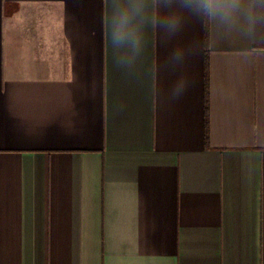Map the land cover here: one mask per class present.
<instances>
[{
	"label": "crops",
	"instance_id": "crops-1",
	"mask_svg": "<svg viewBox=\"0 0 264 264\" xmlns=\"http://www.w3.org/2000/svg\"><path fill=\"white\" fill-rule=\"evenodd\" d=\"M107 12L0 0V264H264V42L186 19L123 67Z\"/></svg>",
	"mask_w": 264,
	"mask_h": 264
},
{
	"label": "clouds",
	"instance_id": "clouds-1",
	"mask_svg": "<svg viewBox=\"0 0 264 264\" xmlns=\"http://www.w3.org/2000/svg\"><path fill=\"white\" fill-rule=\"evenodd\" d=\"M104 21L109 48L119 65L129 67L147 46L149 32L162 43L176 37L186 19L208 23L226 32H237L252 42H264V0H104ZM185 49L176 47L168 63H181ZM187 91V81L179 79L173 86L175 99Z\"/></svg>",
	"mask_w": 264,
	"mask_h": 264
}]
</instances>
